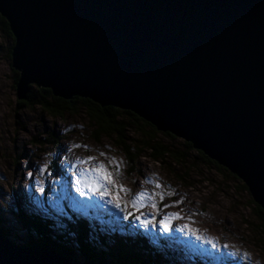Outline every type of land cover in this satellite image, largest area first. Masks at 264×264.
I'll return each mask as SVG.
<instances>
[{"label": "water", "instance_id": "1", "mask_svg": "<svg viewBox=\"0 0 264 264\" xmlns=\"http://www.w3.org/2000/svg\"><path fill=\"white\" fill-rule=\"evenodd\" d=\"M0 15L19 100L36 86L131 111L234 174L264 211V0H0ZM25 245L0 231V264H73Z\"/></svg>", "mask_w": 264, "mask_h": 264}, {"label": "rangeland", "instance_id": "2", "mask_svg": "<svg viewBox=\"0 0 264 264\" xmlns=\"http://www.w3.org/2000/svg\"><path fill=\"white\" fill-rule=\"evenodd\" d=\"M12 43L6 33L0 31V223L5 221V227H14L11 231L20 242H15V237L11 238L13 242L27 244L28 238L32 240L31 234L21 232L18 215L13 210L23 206L43 214L57 212L70 220L79 214L92 220L90 224L94 228L104 227L108 223L105 217L115 219V226L130 225L147 234L153 245L154 239V247L161 245L160 241L166 242L173 258L176 257V264L197 261L201 264H264L263 222L250 203L251 197L239 188L234 178L201 159L194 160L196 168L188 166L181 170L174 164L158 162L151 153L130 162L118 146V139L108 136L96 139V128L82 105L65 119L53 118L36 105H20V101L26 99H18L16 70L10 57ZM51 135H55L57 143L52 142ZM89 156L95 158L93 163H104L110 170L114 166L109 165V160L119 165V183L129 189L127 195L120 193L127 204L126 211L132 213L127 219L125 211L108 204L106 199L94 196L81 199L73 191L70 163ZM41 168L46 171L41 173ZM157 184L159 188L155 187ZM41 187L43 192L39 190ZM140 191L161 193L163 199L154 196L134 209L130 201ZM153 202L156 209L151 207ZM174 214L180 219H172L168 232H164L161 222ZM136 216L152 223L144 227ZM185 225L214 241L216 248L197 240L186 230L180 231Z\"/></svg>", "mask_w": 264, "mask_h": 264}, {"label": "trees", "instance_id": "3", "mask_svg": "<svg viewBox=\"0 0 264 264\" xmlns=\"http://www.w3.org/2000/svg\"><path fill=\"white\" fill-rule=\"evenodd\" d=\"M0 31L6 33L15 45V39L11 32L8 21L0 15ZM12 60V51L10 52ZM16 84L19 81V73L15 72ZM31 90L25 101H20V105H36L53 118L65 119L76 111L77 106L82 105L85 113L95 126L94 135L97 140L108 136L118 139V146H121L130 162L140 159L143 154L151 153L153 159L164 164H174L176 169L195 167V159H201L207 165L217 168L222 174L234 178L240 184V189L247 192L251 197L246 185L233 175L230 171L211 160L202 151L196 150L191 143H188L171 133H162L151 123L142 119L131 111H125L114 107H102L89 99L76 97L73 100H65L55 97L50 89L31 86ZM77 112V111H76ZM131 128V130H130ZM127 130V131H126ZM130 130V131H129ZM138 138L132 139L131 134ZM164 135L163 137H160ZM55 136V135H54ZM50 136L53 143H57L56 138ZM168 139L167 142H164ZM50 140V141H51ZM250 203L254 207L257 216L261 219V235L264 238V211L257 205L253 198ZM17 207V206H16ZM14 212L18 215L21 232L31 234L32 240L28 238L25 246L36 245L43 249L54 251L70 259L73 264H176V258L165 244L161 247H154L155 240L138 229L130 228V225L120 228L114 225V220L105 217L104 227H92V220L73 217L72 220L53 211L43 214L36 211H29L23 206L14 207ZM5 221H3L4 223ZM93 222V221H92ZM0 223V231L7 238H16L15 242H20L17 234L12 230L14 227H5ZM13 232V233H12ZM161 243H166L162 241ZM264 244V240L262 241ZM264 250V248H263ZM171 260V261H170ZM195 264H201L195 262Z\"/></svg>", "mask_w": 264, "mask_h": 264}, {"label": "snow or ice", "instance_id": "4", "mask_svg": "<svg viewBox=\"0 0 264 264\" xmlns=\"http://www.w3.org/2000/svg\"><path fill=\"white\" fill-rule=\"evenodd\" d=\"M79 147V146H77ZM103 156V153H100ZM94 157L86 158H77L74 162L70 163V173L72 179L70 180V185L73 191L76 192L81 199H84L86 196H94L100 200H107V203L114 206L116 209L125 211V219H127L132 213L126 211L127 204L124 203L120 193L127 195L129 189L123 187L119 183V165L114 160H109V165H113L112 170L109 169L108 165L104 163H93ZM41 173L46 171V168L40 169ZM39 183V182H38ZM156 188L160 186L155 185ZM110 189L112 190L110 192ZM43 192V188L39 189ZM154 196H159L160 199H163L161 193H151L145 191H140L135 194L131 199L130 203L134 209H139L144 205L145 201H150ZM153 209H156L157 205L155 202L151 204ZM136 220L140 221L141 225L147 227L152 223L151 220H141L139 216L135 217ZM172 219H180L178 215L166 216L164 221L161 222L160 227L164 232H168L170 223ZM180 231H187L190 235H193L197 240L203 241L205 244L212 245L213 248H216V243L212 240H209L205 237L200 236L197 232H194L191 228L185 225L183 228L179 229ZM227 248V245L223 246ZM231 255L240 256V253H231ZM244 257H247V253L243 254Z\"/></svg>", "mask_w": 264, "mask_h": 264}, {"label": "bare ground", "instance_id": "5", "mask_svg": "<svg viewBox=\"0 0 264 264\" xmlns=\"http://www.w3.org/2000/svg\"><path fill=\"white\" fill-rule=\"evenodd\" d=\"M2 233V232H1ZM3 234V233H2ZM4 235V234H3ZM8 239H10L11 240V238H8Z\"/></svg>", "mask_w": 264, "mask_h": 264}]
</instances>
